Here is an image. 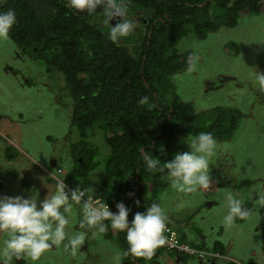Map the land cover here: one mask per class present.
I'll use <instances>...</instances> for the list:
<instances>
[{"label":"trees","instance_id":"1","mask_svg":"<svg viewBox=\"0 0 264 264\" xmlns=\"http://www.w3.org/2000/svg\"><path fill=\"white\" fill-rule=\"evenodd\" d=\"M114 3L122 6L126 14L135 10L141 13V27L115 42L109 39L110 24L115 23L106 22V0H98L91 15L74 12L67 6V0H0V10L11 7L17 14L9 37L20 54L29 55L50 72L62 73L67 79L74 109L71 126L81 140L73 144L74 164L66 181L74 185L75 181L98 173L96 177L102 180L104 193L89 194L100 197L114 210L116 203L122 201L130 209L131 221L136 212H144L151 203L161 206L160 194L170 186L166 170L147 169L141 149L158 157L163 168L164 162L182 152L185 136L211 132L216 141L225 142L233 137L244 116L240 109L232 107H216L196 115L182 112L173 76L186 68L191 53L180 51L179 42L191 34L204 39L207 33L223 26L234 28L245 16H262L264 0H114ZM101 17L106 27L97 24ZM144 97L147 100L141 104L139 101ZM98 131L111 149L105 165L88 140ZM161 147L163 154L157 151ZM17 156L8 149V160ZM212 181L219 185L221 178L212 176ZM261 182L264 187V180ZM251 184L249 178L242 179L237 184L238 191ZM263 187L261 193H254L253 199L260 202L259 229L264 237ZM149 188L154 189V198L145 196ZM135 201H139V206ZM243 206L251 216L253 203ZM250 216L233 222L243 223ZM221 228L213 230L222 232ZM105 235L120 249H126L124 233L109 229ZM182 235L185 241L187 234ZM188 244L201 250L205 247L195 242ZM222 245L216 241L212 252H224ZM158 257L154 256L155 264ZM13 259L6 264H28L25 259L17 262ZM123 264H135V260L124 257Z\"/></svg>","mask_w":264,"mask_h":264},{"label":"rangeland","instance_id":"2","mask_svg":"<svg viewBox=\"0 0 264 264\" xmlns=\"http://www.w3.org/2000/svg\"><path fill=\"white\" fill-rule=\"evenodd\" d=\"M140 14L135 10L125 18L134 20L135 28H138L141 27ZM104 20L101 17L97 24L106 27ZM178 49L191 53L186 68L173 76L184 112L196 115L216 107H232L240 109L244 116L230 140L217 141L216 154L209 167V188L183 193L169 186L160 194L161 206L193 241L207 240L206 251H212L216 240L224 243L229 259L235 263L221 260L219 264H249L251 260L264 264V237L259 229L261 206L253 199L254 193L262 192L261 181L264 180V91L260 90L254 76L256 71L264 73V15L245 16L239 19L236 27L223 26L216 32L207 33L204 39L191 34L181 39ZM190 65L193 66L191 71ZM73 110L64 74L50 72L40 61L20 54L10 37L0 40V164L5 168L0 170L1 197H30L35 193L38 202L43 200L46 195L42 190L22 189L31 185L30 174L26 175L24 171H33V181L39 179L47 185L44 182V179L48 181L44 177L47 174L36 172L42 171L40 167L44 166L45 169L53 168L52 161L57 162L54 175L58 168L62 169L59 178L64 179L68 189L82 186L92 189L93 194L104 193L102 180L96 177L98 173L79 179L74 185L66 181L74 164L73 144L81 140L80 134L71 126ZM5 137L19 141L21 147L10 145ZM193 137L183 138L182 152L190 151L185 141ZM88 140L105 165L111 149L104 135L101 138V131H98ZM9 148L18 154L17 161H14L16 158L12 161L5 158ZM23 152L29 153L33 161L23 156ZM13 169L18 170L20 178L9 174ZM24 176H27L25 184L21 182ZM212 176L221 178L219 185H214ZM247 178L252 180L251 186L238 191L237 184ZM56 182L55 179L48 181L51 187ZM229 194L242 200L243 205L253 203V212L243 223L224 222ZM153 195V188L145 193L148 198H154ZM82 215L78 207L69 213L66 232L71 236L76 231H86V246L84 243L73 253L62 245L53 244L36 264H109L112 249L119 247L105 233L93 236L86 227L80 228ZM221 226L224 230L216 232L222 229ZM4 239L6 235L0 233V260H6L2 252ZM12 261L17 262L16 259ZM135 264L155 262L137 259Z\"/></svg>","mask_w":264,"mask_h":264},{"label":"clouds","instance_id":"3","mask_svg":"<svg viewBox=\"0 0 264 264\" xmlns=\"http://www.w3.org/2000/svg\"><path fill=\"white\" fill-rule=\"evenodd\" d=\"M67 6L76 13L86 12L91 15L98 7V0H67ZM126 15L122 6L115 4L114 0H106V16L108 17L106 22L109 24L110 21L115 22L114 26L110 24L109 39L111 41L115 42L122 37H127L134 31L135 21L125 18ZM16 23L17 14L13 8L0 10V40L9 39L10 31ZM192 67V65L189 66V71ZM254 76L256 84L260 90L264 91V73L256 71ZM146 100L147 97H144L139 102L143 104ZM180 104L182 112L185 113L181 100ZM185 142L190 151L175 153L170 161L163 163V168L160 167L161 161L158 157H155L152 152L141 149L143 163L148 170L156 172L166 170L170 187L177 192L193 193L200 189H208L209 167L216 154L217 141L211 132H200L191 139L187 138ZM10 151L12 152L11 149ZM157 151L163 154L162 147ZM51 163L56 168L57 162ZM54 167L50 169H45V166L40 167L45 169L42 172L47 174L48 181L50 179L57 181L55 185L52 184L54 191L49 192L48 195L42 190V194L46 195L43 200L38 202V195L35 193L30 197L0 196V233L6 235L2 248L6 260H0V264H6L7 260L13 258L25 259L31 264H36L53 244L62 245L66 250L74 253L88 238L86 231H76L71 236L66 232L70 219L69 213L77 207L83 213L79 227L93 230V236H100L109 229L125 234L126 249L114 247L109 264H123L124 257L132 260L151 258L149 261L155 262V255H159L157 264H173V262L219 264L221 260L233 262L228 257V250L224 243L222 245L225 248L224 252L222 250L208 252L205 249L190 246L188 243L192 242L206 246L207 240L193 241L186 230L179 228L174 218L164 212L160 204L151 203L144 212H136L129 221L130 209L125 203L122 201L116 203V210L111 211L102 199L89 195V193L92 194V189L82 186L68 189L64 179L59 178L62 169L58 168L57 175H54ZM14 174L17 176V173ZM25 180L27 178L22 180L24 184ZM45 183L47 184L45 186H50L48 182ZM131 195L130 193L129 196ZM135 203L139 206V201ZM261 204L264 205V201H261ZM249 216L250 211L243 206L242 200L229 194L224 222L231 224L236 218L243 220ZM172 224L175 227H172ZM182 233L187 234L185 241L180 236ZM252 263L257 264L254 260L249 262V264Z\"/></svg>","mask_w":264,"mask_h":264},{"label":"crops","instance_id":"4","mask_svg":"<svg viewBox=\"0 0 264 264\" xmlns=\"http://www.w3.org/2000/svg\"><path fill=\"white\" fill-rule=\"evenodd\" d=\"M1 134H2V133H1ZM5 138H7V139L9 140L10 145H12V146H14V147H21V144H20L19 141L14 140V139H11V138H8V137H5ZM18 151H20V150L18 149ZM21 154H22L23 156H25L27 159L33 161L32 157L30 156L29 153H27V152H23V153H21ZM18 157H19V156H18ZM5 158L7 159V150H6ZM17 160H18V158H16L14 161H17ZM14 161H13V162H14ZM1 168H3V171L5 170L4 165H1V164H0V170H1ZM40 169H41V168H40ZM33 170H34V168H33ZM42 170H44V169L42 168ZM24 172H26V175H29V174H30V179H29V181H30L31 185H30V186H23V188H22L23 190H29V189H38L39 191H40V190H44V191L47 193V195H48L49 192H51V191L54 190V187H51V186H45V185L42 183V180L38 181L39 179H36V180L33 181V176H32L33 171L30 172V173H27L28 170H27V171H24ZM14 173L19 174L18 170H15V169L9 171V174H10L12 177L20 178L19 176H14ZM34 173H35V172H34ZM39 173L42 174L43 172H42L41 170H39V172H36V174H38V175H39ZM25 177H27V176H24V178H25ZM44 177L47 178V180H49L47 176H44ZM24 178H23V179H24ZM23 179H22V180H23ZM22 180H21V182H22ZM44 182H48V181H46V180L44 179ZM40 186H41V188H39Z\"/></svg>","mask_w":264,"mask_h":264},{"label":"built area","instance_id":"5","mask_svg":"<svg viewBox=\"0 0 264 264\" xmlns=\"http://www.w3.org/2000/svg\"><path fill=\"white\" fill-rule=\"evenodd\" d=\"M89 195L91 196V194H89ZM93 198H100V197H96V196L93 195ZM100 199H101V198H100ZM103 201H104V200H103ZM107 205L109 206V208H110L111 211H115L111 205H109V204H107Z\"/></svg>","mask_w":264,"mask_h":264},{"label":"flooded vegetation","instance_id":"6","mask_svg":"<svg viewBox=\"0 0 264 264\" xmlns=\"http://www.w3.org/2000/svg\"><path fill=\"white\" fill-rule=\"evenodd\" d=\"M210 84V83H209ZM53 164V163H52ZM0 186H2V183L0 184ZM172 227H175L174 224L171 225Z\"/></svg>","mask_w":264,"mask_h":264},{"label":"water","instance_id":"7","mask_svg":"<svg viewBox=\"0 0 264 264\" xmlns=\"http://www.w3.org/2000/svg\"><path fill=\"white\" fill-rule=\"evenodd\" d=\"M203 6V5H202ZM252 264H254V263H252Z\"/></svg>","mask_w":264,"mask_h":264}]
</instances>
